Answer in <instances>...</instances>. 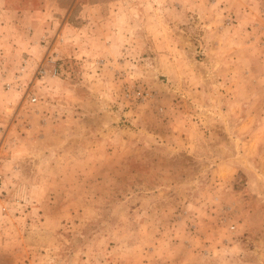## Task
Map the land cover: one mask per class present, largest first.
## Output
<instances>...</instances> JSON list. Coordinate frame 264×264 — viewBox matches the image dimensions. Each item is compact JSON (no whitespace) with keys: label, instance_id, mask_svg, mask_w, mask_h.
<instances>
[{"label":"rangeland","instance_id":"rangeland-1","mask_svg":"<svg viewBox=\"0 0 264 264\" xmlns=\"http://www.w3.org/2000/svg\"><path fill=\"white\" fill-rule=\"evenodd\" d=\"M0 264H264V0H0Z\"/></svg>","mask_w":264,"mask_h":264},{"label":"built area","instance_id":"built-area-1","mask_svg":"<svg viewBox=\"0 0 264 264\" xmlns=\"http://www.w3.org/2000/svg\"><path fill=\"white\" fill-rule=\"evenodd\" d=\"M33 99H35V98H33Z\"/></svg>","mask_w":264,"mask_h":264}]
</instances>
